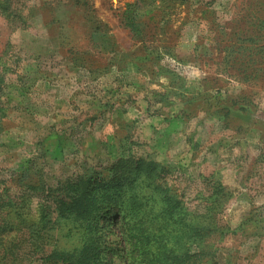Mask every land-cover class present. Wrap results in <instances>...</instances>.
<instances>
[{"label": "rangeland", "instance_id": "obj_1", "mask_svg": "<svg viewBox=\"0 0 264 264\" xmlns=\"http://www.w3.org/2000/svg\"><path fill=\"white\" fill-rule=\"evenodd\" d=\"M189 2L191 9L210 3L209 25L194 22L192 11L185 15L177 0H0L18 15L0 14V57L7 52L15 72L1 95L11 112L1 133L0 181L29 161L54 186L104 167L125 145L173 167L172 181L191 211H202L212 185L203 178L219 183L227 194L219 225L228 234L210 243V253L218 264H264V71L246 83L235 68L223 71L222 36L215 37L233 19L238 30L253 27L252 68L264 69L256 48H264V26L255 17L264 13L263 0ZM127 5L134 33L124 24ZM159 43L169 51H157ZM190 86L203 100L216 89L240 94L250 112L243 120H217L207 110L169 119L175 109L157 94L168 92L173 101Z\"/></svg>", "mask_w": 264, "mask_h": 264}, {"label": "trees", "instance_id": "obj_2", "mask_svg": "<svg viewBox=\"0 0 264 264\" xmlns=\"http://www.w3.org/2000/svg\"><path fill=\"white\" fill-rule=\"evenodd\" d=\"M177 1L179 6L184 5L185 15L193 12L194 22L210 24V3L200 2L191 9L189 0ZM130 8L127 5L123 20L134 33L136 23L130 17ZM0 14L8 20L18 16L7 5H0ZM255 17L261 18L260 27L264 26V13ZM94 19L99 26L101 22ZM235 24L233 19L225 28L227 32L215 33V37L222 36V44L217 46L225 52L223 71L235 68L239 82L255 81L257 72L264 71L252 68L257 35L252 36L253 27L250 31L238 30ZM215 26L213 22L209 33ZM159 44L157 51H169L170 46ZM202 47L199 39L197 48ZM256 48L258 55L264 54V48ZM7 57V52L0 57V146L11 112L1 95L7 77L15 73L7 65ZM205 87L202 85V89ZM193 88H186V96L173 95V101L166 97L168 92L157 94L158 102L175 109L169 119L182 121L195 111L207 110L217 120H243L250 112V101L240 94L229 96L216 89L203 100L202 93ZM124 146L104 167L80 170L54 186L46 184L29 161L10 170V175L0 181V264H218L209 249L212 241H221L228 234V227L219 225L227 197L223 187L210 182V177L203 178L212 185L208 195L201 198L202 211H191L172 181L173 167ZM12 189L17 192L11 194ZM33 199L37 202L31 210Z\"/></svg>", "mask_w": 264, "mask_h": 264}]
</instances>
